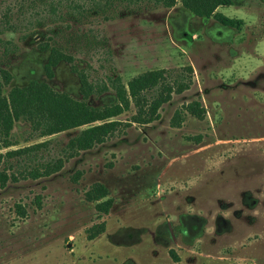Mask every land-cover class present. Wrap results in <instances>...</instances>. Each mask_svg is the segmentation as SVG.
<instances>
[{"label":"rangeland","instance_id":"1","mask_svg":"<svg viewBox=\"0 0 264 264\" xmlns=\"http://www.w3.org/2000/svg\"><path fill=\"white\" fill-rule=\"evenodd\" d=\"M232 2L218 9L240 20L238 29L198 18L179 1L71 16L67 0H0V84L4 72L11 76L3 95L36 81L82 100L69 64L47 77L45 41L91 83L109 85L86 100L92 107L115 103L112 80L126 85L149 71L188 84L155 122L128 125L131 106L117 118L126 123L120 132L72 158L63 157L65 147L84 128L41 138L16 122L12 146L0 153L46 146L35 160L11 161L18 180L0 188V264H264V0ZM191 102L204 119L184 112ZM176 111H183L178 128ZM59 158L58 172L26 178ZM96 183L113 199L106 215L85 198Z\"/></svg>","mask_w":264,"mask_h":264},{"label":"trees","instance_id":"2","mask_svg":"<svg viewBox=\"0 0 264 264\" xmlns=\"http://www.w3.org/2000/svg\"><path fill=\"white\" fill-rule=\"evenodd\" d=\"M44 0H39L42 3ZM71 16L75 12L82 16L91 15L92 12L106 13L117 5H130L144 0H67ZM155 5L165 9L173 8L177 1L181 6L198 18H213L216 22L228 28L238 29L241 21L229 19L221 13H217L219 7L233 5L232 0H150ZM81 2V3H79ZM88 5V9L85 6ZM91 10V11H90ZM55 12L53 7L50 8ZM93 14V13H92ZM88 15V16H89ZM55 44V43H54ZM49 42L39 44L42 51L49 50V56L44 66L48 78L54 75V68L61 62L69 64L71 71L79 80V93L82 100H75L65 93L52 90L45 83L31 82L24 87H13L7 95H3L2 86L8 85L10 74L4 72V82L0 84V151L8 149L11 131L14 124L19 121H27L33 131L39 137H51L53 135L78 129L81 130L70 139L65 147L63 157L72 158L75 154L88 151L105 143L123 126L117 118L128 112L131 106L135 112L129 120V124L149 125L159 119V110L168 103L173 94H181L188 89V84L179 77L173 81L168 80L167 71L155 70L142 73L132 78L126 85L120 81L112 80L110 86L114 90L115 103L102 107H92L86 100L93 94L108 91L109 85L98 87L91 83L85 71H78L73 65V58L66 54L56 44ZM192 73L191 67H188ZM184 112L198 120L204 119V108L198 102H191L183 107ZM183 111H176L171 120V126L180 127ZM98 123V124H97ZM197 140L200 137H196ZM46 143L31 147L0 153V188H4L9 181H17L18 175H12L14 164L11 161L19 159L35 160L39 148ZM15 164L18 165V163ZM63 159L40 164L36 169L26 171V178L37 179L42 176H51L63 166ZM17 167V166H16ZM20 176V175H19ZM23 176V175H22ZM85 198L90 203H95V211L99 215H106L112 208L113 199L109 197L108 190L99 183L94 184L86 193ZM23 214V211L21 212ZM103 232V227L93 231L89 238L93 239ZM175 261L177 257L171 253Z\"/></svg>","mask_w":264,"mask_h":264},{"label":"crops","instance_id":"3","mask_svg":"<svg viewBox=\"0 0 264 264\" xmlns=\"http://www.w3.org/2000/svg\"><path fill=\"white\" fill-rule=\"evenodd\" d=\"M229 7H231V6H229ZM218 10H219V11H218ZM217 12H220V13H222L223 15L225 14V13L223 12L222 9H217ZM224 16H226V15H224Z\"/></svg>","mask_w":264,"mask_h":264}]
</instances>
